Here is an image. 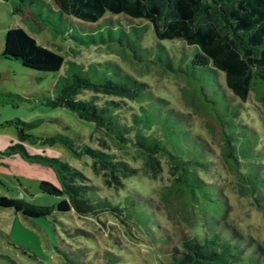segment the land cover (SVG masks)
I'll return each mask as SVG.
<instances>
[{"label":"trees","instance_id":"trees-1","mask_svg":"<svg viewBox=\"0 0 264 264\" xmlns=\"http://www.w3.org/2000/svg\"><path fill=\"white\" fill-rule=\"evenodd\" d=\"M9 1L13 12L23 14L32 0ZM52 2L70 16L71 20L96 22L102 19L96 25L97 32L92 29L88 33L90 41H117L120 45L135 49L140 45L130 34L127 24L135 29L137 37L150 25L157 47L151 60L166 70L180 69V66L176 68L169 47L162 42L163 39H181L184 44L193 45L188 66L200 68L201 71L206 67L214 72L223 71L228 87L241 99L248 97L256 80H264V0ZM106 12L141 19L144 23L126 20L124 24L120 18L105 16ZM71 35L81 40L80 36ZM0 56L43 71L58 70L64 61L59 52L39 43L20 25L10 26L5 30ZM70 63L73 70L63 81L55 83V94L47 96L46 103L65 107L79 118L91 121L94 132L91 136L94 135L98 143H83L78 146L68 135L60 132L37 137L24 131L30 125L29 122L19 118L7 120L15 124L18 139L11 140L0 149V163L5 156L19 154L30 162L52 168L57 183L42 178L38 187L55 196L56 200L51 204H41L0 194V206L19 211L24 217H46L54 212L65 215V212L69 213L71 210L78 215L98 217L99 214L108 212L125 218L126 224L133 231L138 224L150 220L148 229L162 231L166 237L163 245L172 244L169 252L167 249L163 250L165 258L161 260L162 264H264V247L261 243L256 241L255 246L247 247L248 243L240 239L242 235L231 224L228 226L233 229L232 232L207 223L208 225H202L199 229L200 237L185 233L179 241L174 242L173 234L167 233L169 231L160 222L158 215L155 217L157 221L147 219L146 212L142 213L144 217L141 222L136 219V212H142L141 207H137L140 198L144 201L152 200L157 209L153 198L140 195L126 185V178L137 175L140 170L156 177L162 171L161 168H165L172 176V182L188 194L194 203L200 200L214 204L223 200L225 203L219 185L209 175L217 170L215 150L199 133L196 136L199 146L194 144L192 149L178 150L166 146L151 121L146 120L148 105L153 104L152 99L164 101L163 98L154 96L147 82L122 73L118 65L116 77L104 75L93 79L82 68L74 69V61L70 60ZM238 104L230 109V113H235ZM240 125L245 127L246 124ZM247 129L254 132L253 128ZM219 132L222 154L237 176L239 191L248 194L264 216V145L257 147V136L251 138L242 128L238 133L231 132L221 123ZM24 138L39 144L60 143L77 157L88 155L92 172L99 174L105 184L94 181L78 167L58 156L48 155L44 151L29 152L22 142ZM129 147L134 148L141 157V166L132 165L115 151ZM78 230L81 229L74 227L73 232ZM75 241L55 246L65 264H142L137 259L127 261L129 255L124 251L99 250L94 246L78 245Z\"/></svg>","mask_w":264,"mask_h":264},{"label":"rangeland","instance_id":"rangeland-1","mask_svg":"<svg viewBox=\"0 0 264 264\" xmlns=\"http://www.w3.org/2000/svg\"><path fill=\"white\" fill-rule=\"evenodd\" d=\"M28 5L24 13L20 14L12 11L11 1L0 0V50L5 30L20 25L39 43L59 52L64 61L58 70L43 71L0 56V149L11 140L18 139L15 124L7 122L15 118L29 122L30 125L24 131L34 136L60 132L68 135L78 146L83 143L96 145L98 141L94 135L91 136L94 133L91 121L79 118L65 107L46 103V97L53 96L55 83L63 81L73 70L70 60L76 63L74 69L82 68L93 79L104 75L116 77L118 65L122 73L147 82L154 96L164 99H152L153 104L148 105L146 120L151 121L166 146L178 150L190 149L194 144L197 147V133L213 146L217 170L209 175L219 185L225 198V203L222 202L223 198L215 204L202 200L194 203L188 194L172 182L173 178L165 168H161L162 171L156 177L140 170L137 175L126 178V185L140 195L153 198L158 212L152 200L140 198L137 207H141L142 212H136V219L141 222L143 212L151 220H156L158 215L169 231L167 233L173 234L174 242L179 241L185 233L200 237L198 231L207 223L232 232L233 229L228 226L231 224L242 235L240 239L248 243L247 247L255 246L256 241L264 247V216L250 196L239 191L237 176L222 154L219 132L221 123L231 132L238 133L242 128L251 138L257 136V147L264 145V80H256L248 97L241 99L228 87L223 71L214 72L207 67L202 71L200 68H190L188 63L194 46L184 44L181 39L162 40L169 47L176 68L180 66V69L166 70L153 62L151 59L157 47L150 25L137 37L135 29L127 24L130 34L140 45L131 49L117 41L88 39V33L92 29L97 32L96 25L102 19L96 22L71 20L52 0H32ZM105 16L120 18L124 24L126 20L144 23L141 19L109 12ZM69 31L80 36L81 40L72 37ZM104 32L107 33L106 30ZM144 47H148L149 52ZM237 103L235 113H230ZM241 123H245V127ZM247 127L253 128L256 134ZM22 142L29 152L44 151L48 155L58 156L78 167L94 181L105 184L99 174L92 172L88 155L77 157L60 143L39 144L30 142L28 138ZM115 151L132 165L141 166L142 159L134 148ZM1 160L0 194L41 204H51L56 200L55 196L38 187L42 178L57 183L52 168L30 162L19 154L5 156ZM124 219L108 212L93 217L78 215L73 210L65 212V215L54 212L46 217H24L19 211L0 206V264H65L55 246L74 239L78 245L124 251L129 255L127 261L137 259L142 264H162L164 251L167 249L169 252L172 245H163V239L166 238L163 232L148 229L150 220L138 224L135 232ZM74 227L81 230L73 232Z\"/></svg>","mask_w":264,"mask_h":264}]
</instances>
